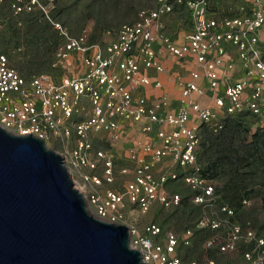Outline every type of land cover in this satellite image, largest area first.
Masks as SVG:
<instances>
[{
	"label": "built area",
	"instance_id": "obj_1",
	"mask_svg": "<svg viewBox=\"0 0 264 264\" xmlns=\"http://www.w3.org/2000/svg\"><path fill=\"white\" fill-rule=\"evenodd\" d=\"M234 13L214 11L217 0H156L154 9L138 10L136 19L116 30H107L113 41L106 45L89 42L85 28L75 35L60 23L50 22L59 38L54 50L52 73L25 78L9 66L0 52V128L11 135L41 139L62 159L72 185L86 202L88 213L108 224L123 225L129 231L128 247L136 250L142 264H214L184 259L179 244L188 245L191 232L180 237L146 224L141 232L126 224L124 211L133 205L144 214L156 203L176 208L182 198L162 188L181 181L193 192L195 205L213 213L218 199L216 187L198 162L202 126L220 133L221 115L248 112L264 125V0H245ZM37 0H14L13 11L30 12ZM177 7L188 12L190 31L178 43L166 34L163 17ZM172 56L181 68L188 67V79L165 70L156 46ZM236 54L232 58L229 50ZM77 61L75 71L71 61ZM149 71L165 73L179 88L178 107L170 109V98L161 93L149 99L144 90L162 88ZM205 82L213 107L202 106L193 95L204 97ZM220 87H223L220 92ZM197 118L200 125L192 120ZM140 125L142 142L127 148L128 165L119 174L131 177L116 190V144L125 138L128 126ZM95 134H102L108 146L94 148ZM94 148V149H93ZM50 149V148H49ZM176 166L155 176L159 164ZM224 220L202 218L201 227L214 231L226 227L222 236H213L205 248L220 254L246 246L248 264H264V239L248 226L238 223L233 211L221 206ZM162 235L161 240L156 238Z\"/></svg>",
	"mask_w": 264,
	"mask_h": 264
},
{
	"label": "rangeland",
	"instance_id": "obj_2",
	"mask_svg": "<svg viewBox=\"0 0 264 264\" xmlns=\"http://www.w3.org/2000/svg\"><path fill=\"white\" fill-rule=\"evenodd\" d=\"M37 1L42 9L35 6L30 12L16 14L12 8L14 0H0V52L7 55L9 66L27 79L33 74L44 72L56 74V71L50 68V64L54 60L52 44L58 39L57 33H55L50 22L60 23L73 35L80 29L85 28L88 32V41L90 43L99 42L101 45H106L108 42L113 41L112 35H105L107 30H116L123 23L133 22L138 10L143 8L150 9L155 2V0ZM240 6L248 7L249 3L245 0H217V6L213 7V10L215 12L234 13ZM261 35L262 47L264 48V33ZM29 50L35 52L34 59H31L29 55L31 53L27 54ZM160 50L158 48V51ZM229 52L232 58L236 59L235 52L232 49ZM162 61L166 63L164 67L168 68L169 71L174 69L170 55L165 54L162 56ZM70 65L72 70L75 71L77 61H71ZM173 101L170 104L172 108L174 107ZM200 101L204 107H213V103H211L207 94L201 97ZM236 119L242 122L239 123V126L233 123V120ZM219 120L223 121V128L217 135L209 132L204 126L200 128L201 142L198 148V162L202 164L204 169L210 168V166L214 169V171L209 169V172L211 171L209 178L215 185L216 195L218 196L214 204L213 213L207 212L191 202L192 193L189 188L181 181H175L165 184L162 191L168 194L178 193L182 197L179 206H176V208H165L161 204L156 203L148 212L141 214L135 206L128 205L124 211L125 222L126 224L134 225L140 230L148 223L155 224L162 228L163 231H173L180 237H183L187 231H190L189 244L186 246L180 243L178 246V252L184 259L204 262V259L209 258L214 260V264H248L242 256L243 251L247 248L244 245H241L237 251L227 252L226 254H220L216 248L209 250L205 248V242L213 236H222L226 227L221 226L219 230L214 231L211 228L199 226L198 221L202 218H218L220 220L226 218L225 213L220 212V208L225 205L232 209L228 198L225 196V194L228 195L229 193L225 192L224 187L227 185L232 186L233 181L238 183L236 187H238V190L242 194H245V191L248 192L250 189H254L250 183L249 186H245L244 179H242L243 174H250L251 172L249 164L245 161L242 164L239 163V165L237 164L239 169H237L236 165L229 167V164L226 162L220 163L217 160L219 157L218 150H221L220 146L225 144V146L243 153V147L241 146L248 144L254 133H257V130L264 132V125L258 122L255 117L252 118L250 115H240L238 113L229 117L221 115ZM193 122L196 125H200L197 118H194ZM244 139L247 140L242 141ZM129 145L130 142L126 144L119 142L116 149V162L114 166L116 169V179L113 187L119 191L122 190L124 182L129 178V175L123 176L119 174V171L127 166L126 150ZM93 146L95 149L106 148L108 142L102 134H95ZM49 148L57 149L53 145ZM165 169L162 166L157 168L156 171L159 173ZM175 169L176 167L171 170ZM263 193L264 187H256L254 193L250 192L247 198L244 197L241 209L247 212L251 211L255 215L256 228L252 229L256 233V236L260 234L264 239V209H262L263 197L261 196ZM233 216L234 220L239 223L237 215Z\"/></svg>",
	"mask_w": 264,
	"mask_h": 264
},
{
	"label": "water",
	"instance_id": "obj_3",
	"mask_svg": "<svg viewBox=\"0 0 264 264\" xmlns=\"http://www.w3.org/2000/svg\"><path fill=\"white\" fill-rule=\"evenodd\" d=\"M128 244L88 213L57 153L0 128V264H142Z\"/></svg>",
	"mask_w": 264,
	"mask_h": 264
},
{
	"label": "trees",
	"instance_id": "obj_4",
	"mask_svg": "<svg viewBox=\"0 0 264 264\" xmlns=\"http://www.w3.org/2000/svg\"><path fill=\"white\" fill-rule=\"evenodd\" d=\"M56 33V32H55ZM57 36V35H56ZM58 39V38H57ZM58 40L54 41V43L52 44V48L55 50V46L57 45ZM29 54L31 59H34V53L32 50L27 51V54ZM5 54V53H4ZM49 61V60H48ZM16 68H18L16 66ZM41 69V68H40ZM238 114L240 115H250L248 112H239ZM236 115V114H235ZM252 118L254 116L250 115ZM236 121H239L236 123ZM233 123L237 124V126H239V123H242L241 120H233ZM228 127V126H227ZM226 127V128H227ZM247 139H244L242 141H246ZM222 145L220 146L221 150H218V162H226L227 164H229V167H233V166H237V164L239 165L242 164V162H246L249 164V166L251 167V172L250 174H243L242 179H244V185L245 186H249V183L252 184V187L254 189H250V191L246 192L245 194H242L240 192V190H238L237 184L235 183V181L232 182V186L231 185H227L224 187V190L226 193H229L228 195L225 194V196L228 198L229 204L232 207V211H233V215H237L238 219H239V223L243 224V226H248L251 229L255 226V222H256V217L255 215H253L250 212H247L245 210H242V202H244V197L247 198L248 197V193L255 192V188L256 187H264V132L262 131H258L257 133H254V135L251 137V140L248 144L246 145H242L241 147L243 150V153H240V151L235 150V149H231L229 148V146H225ZM251 152V153H250ZM250 159V161L248 162V160ZM252 159V161H251ZM252 162V163H251ZM225 163V164H226ZM222 165V164H220ZM214 166V164H213ZM210 170L214 169L210 166L207 167L206 169H204V174H208V177L211 175ZM237 169H239V167L237 166ZM237 169H235V171H237ZM250 175V176H249ZM242 176V175H241ZM249 176V177H248ZM238 182V181H237ZM252 190V191H251ZM263 197V204H262V209H264V193L263 195H261ZM234 219V216L232 217V220ZM236 221V220H235ZM259 236L262 237V235L259 234Z\"/></svg>",
	"mask_w": 264,
	"mask_h": 264
},
{
	"label": "crops",
	"instance_id": "obj_5",
	"mask_svg": "<svg viewBox=\"0 0 264 264\" xmlns=\"http://www.w3.org/2000/svg\"><path fill=\"white\" fill-rule=\"evenodd\" d=\"M154 6H155V2H154V5L152 6L151 9H154ZM135 19H136V16H135ZM163 21L166 24V34H167V36H169L170 38H173L178 43H182L183 42V40L185 38L184 36L191 29V22L189 21L188 12L183 7H177L174 12L170 13V15H166L165 17H163ZM80 31H81V29L77 33H79ZM77 33H75V34H77ZM57 38H58V36H57ZM58 43H59V38H58ZM55 48H56V46H55ZM158 48L161 49L160 51H158V54H159V58H160V61L162 63V66L164 67V64H166V63L164 61H162V56H164L167 53L166 52L164 53L162 47L157 45L156 49L158 50ZM161 51H163V52L161 53ZM170 57H172V56H170ZM48 63H49V61H48ZM172 64H173L172 67L174 69L170 70V72H172V71L179 72L183 76L184 79H188V68H190V64H188V67H186V69L185 68H181L177 64L176 60L173 57H172ZM164 69L168 70V68H166V67H164ZM148 73H149V76H151L153 78V80L157 79L158 81H160L162 88L154 89L153 87H149V88L144 90V94L149 99H154L161 93L167 94L169 96V98H170V102L174 100L173 101L174 107L172 108L171 105H170V109L171 110H175L178 107L177 98H178L179 92H180L178 86H176L173 81H170L168 79L167 74H165V73H159V74L157 73L156 74L154 71H149ZM198 84L201 87H203V89H205L207 95L210 94V91L208 90V86L206 85L205 82L199 81ZM222 90H223V87H220V92H222ZM193 96H194V98L197 101H199L201 103V101H200L201 97H197L196 95H193ZM209 100H210V98H209ZM211 103H212V100H211ZM145 139H146V136L141 134V132H140V125H132V126H128L126 134H125V138L123 140H121L120 143L126 144V143L130 142V145L128 146V147H130L134 142H142ZM118 144H119V142L116 144V146L114 148L115 151H116V149L118 147ZM126 157H127V153H126ZM126 163L128 165L127 161H126ZM165 164L166 163L159 164L157 168L164 166L166 169L163 170V171H166L167 169L171 170L172 168L174 169L176 167V166L174 167V166H170V165H167L168 167H166ZM160 165H162V166H160ZM157 168H156V170H157ZM177 169L178 168H176V170ZM156 170H155V176L158 177L159 174L161 172H163V171L158 173ZM130 177H131V174H129V178ZM191 193L193 195V192H191ZM170 194H175V193H170ZM192 195H191V197H192ZM191 200H192V198H191ZM138 230H140V229H138ZM140 231L142 232L143 230H140ZM161 238H162V235L160 237L156 238V239L157 240H161Z\"/></svg>",
	"mask_w": 264,
	"mask_h": 264
}]
</instances>
